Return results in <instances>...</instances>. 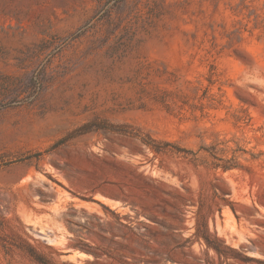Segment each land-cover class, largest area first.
I'll use <instances>...</instances> for the list:
<instances>
[{
    "label": "rangeland",
    "instance_id": "374dc122",
    "mask_svg": "<svg viewBox=\"0 0 264 264\" xmlns=\"http://www.w3.org/2000/svg\"><path fill=\"white\" fill-rule=\"evenodd\" d=\"M0 264H264V0H0Z\"/></svg>",
    "mask_w": 264,
    "mask_h": 264
}]
</instances>
